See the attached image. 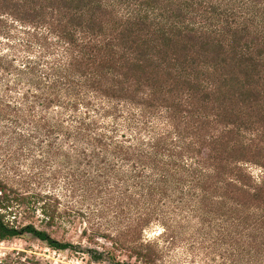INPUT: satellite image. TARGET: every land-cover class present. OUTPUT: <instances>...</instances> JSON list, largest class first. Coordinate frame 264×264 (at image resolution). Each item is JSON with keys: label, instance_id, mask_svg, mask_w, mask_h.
<instances>
[{"label": "trees", "instance_id": "1", "mask_svg": "<svg viewBox=\"0 0 264 264\" xmlns=\"http://www.w3.org/2000/svg\"><path fill=\"white\" fill-rule=\"evenodd\" d=\"M20 157L110 215L97 262L264 264V0H0V241L73 249L6 221Z\"/></svg>", "mask_w": 264, "mask_h": 264}, {"label": "rangeland", "instance_id": "2", "mask_svg": "<svg viewBox=\"0 0 264 264\" xmlns=\"http://www.w3.org/2000/svg\"><path fill=\"white\" fill-rule=\"evenodd\" d=\"M15 163L20 165L21 173L26 175L36 165L35 172L41 178L34 179L32 186L21 187L9 176V184L13 186L16 200L14 199L9 210L6 211V221L19 229L26 225H34L37 229L46 231L56 240L70 243L73 245V249L55 250L32 235L24 233L10 240L0 241V260L18 261L20 264H110L107 260L95 261L92 254L95 251L103 253L111 251V243L99 238L98 233L112 234L115 224L111 221L110 215H100L97 212L100 207L94 198L82 203L80 191L69 190L73 188L69 187L67 183L73 179L67 178L68 165L61 159L55 158L46 165V174L40 175V163L35 162L33 157L17 158ZM248 169L256 180L261 178L262 173L258 167L249 165ZM3 173L0 172V179L5 178ZM41 201L47 202L49 212L56 214V219L52 224L41 212L40 207L43 204ZM160 230L161 227L154 224L147 229L145 234L148 238L154 239ZM160 242L164 245L161 239ZM184 247L185 245H180V248L165 251L164 263L202 264L201 261L204 258L200 253L197 257H193L190 255V251L188 252ZM115 253L116 263L137 264L127 256L126 251H116Z\"/></svg>", "mask_w": 264, "mask_h": 264}]
</instances>
